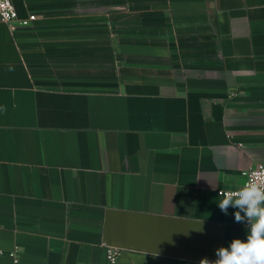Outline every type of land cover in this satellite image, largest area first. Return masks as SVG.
<instances>
[{"label":"crops","instance_id":"0c3cea01","mask_svg":"<svg viewBox=\"0 0 264 264\" xmlns=\"http://www.w3.org/2000/svg\"><path fill=\"white\" fill-rule=\"evenodd\" d=\"M14 2L36 19L0 22V264L246 240L218 202L264 163V0Z\"/></svg>","mask_w":264,"mask_h":264},{"label":"clouds","instance_id":"9594fccd","mask_svg":"<svg viewBox=\"0 0 264 264\" xmlns=\"http://www.w3.org/2000/svg\"><path fill=\"white\" fill-rule=\"evenodd\" d=\"M219 195L222 199L218 207L222 212L227 214L229 207L237 208L235 221L247 220V237L233 239L229 247L216 250V260L202 258L199 264H264V167L252 172L237 190L220 191Z\"/></svg>","mask_w":264,"mask_h":264},{"label":"built area","instance_id":"2783aa9c","mask_svg":"<svg viewBox=\"0 0 264 264\" xmlns=\"http://www.w3.org/2000/svg\"><path fill=\"white\" fill-rule=\"evenodd\" d=\"M34 19H36L35 14H30L27 17H20L18 9L16 7V4L14 0H0V22H6L9 25L13 26L17 23L22 25H28L30 24ZM261 167H264V163H258L255 167H252L246 171L243 172L244 174V182L248 179L249 175L254 171H259ZM241 184V185H242ZM240 185V186H241ZM239 186V187H240ZM237 188H228V189H220L221 192H227V191H235ZM0 235H1V226H0ZM4 250L2 249L0 245V255L3 254ZM123 250L120 247L113 246V245H106V260L108 264H116L122 254ZM12 256H15V253L11 254ZM17 261L18 258L14 257Z\"/></svg>","mask_w":264,"mask_h":264}]
</instances>
